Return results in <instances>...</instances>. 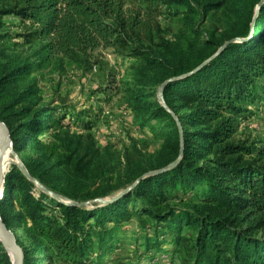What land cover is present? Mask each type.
Instances as JSON below:
<instances>
[{
    "label": "trees",
    "instance_id": "1",
    "mask_svg": "<svg viewBox=\"0 0 264 264\" xmlns=\"http://www.w3.org/2000/svg\"><path fill=\"white\" fill-rule=\"evenodd\" d=\"M145 1L151 7L158 3ZM260 1L251 0L243 8L245 15L230 38L246 39L228 43L189 75L166 81L193 70L221 46L202 55L192 68L160 78V86L166 81L161 93L168 109L158 92L139 97L144 118L149 124L152 119L157 121L151 124L155 137L171 141L172 153L164 166L179 156L182 143L175 166L144 177L117 199L94 209L58 201L59 215L49 208L45 193L33 195V182L19 168L12 166L5 173L0 217L7 228L21 231V237L16 236L23 264H87L93 253L102 252L121 223L132 217L163 223L162 234H168L175 245L182 240L183 228L193 229L191 264H264V237L251 235L249 227L234 225L244 213L258 215V227H264V146L235 138L240 122L253 114L264 76V3L247 38ZM6 15L17 18V36L22 41L39 46L35 58L22 57L14 48H1L10 69L0 78V98L8 83L49 66L58 55L81 56L97 63L96 54L112 48L143 56V49L134 47L133 40L140 41L141 31L150 27L141 10L131 11L124 0H0V28ZM3 37L0 34V40ZM30 113V107H22L14 116L0 109L14 150L27 144L26 130L39 131L53 122L49 108L28 117ZM17 115L25 119L14 125ZM24 165L37 180L35 170ZM143 174L139 172L136 179ZM154 233L157 240L160 231L156 228ZM145 245L158 246L159 241L150 244L146 237ZM0 264H11L1 242Z\"/></svg>",
    "mask_w": 264,
    "mask_h": 264
},
{
    "label": "rangeland",
    "instance_id": "2",
    "mask_svg": "<svg viewBox=\"0 0 264 264\" xmlns=\"http://www.w3.org/2000/svg\"><path fill=\"white\" fill-rule=\"evenodd\" d=\"M157 1L151 7L145 0H124L126 7L131 11L140 9L142 18L150 23L148 29L141 31V40H133L134 47L143 49V56H130L112 48L99 51L95 56L97 63L81 56L58 55L49 66L23 80L8 83L5 95L0 98V109L6 113L30 107V117L49 108L53 117L51 126L39 131L26 130L27 144L15 151L23 164L35 170L38 182L65 201H91L85 207H100L97 199L116 196L135 181L139 172L164 166L172 153L171 141L155 137L151 124L157 121L152 119L149 124L138 102L143 95L158 92L160 78L192 68L202 55L232 38L245 15L243 8L251 0ZM257 5L255 15L260 11ZM2 21L0 78L10 69L2 47L14 48L22 57L35 58L39 46L27 44L17 36L19 23L15 16L6 15ZM259 85L254 106L250 108L253 114L240 122L235 138L262 147L264 76ZM17 99L19 102L13 105ZM24 117L15 116L13 124L22 122ZM12 158L14 162L5 173L12 166L19 168L15 156ZM31 192L35 196L45 193L49 208L59 215L55 196L34 182ZM258 217L239 214L234 225L249 227L251 235L264 237V227L257 224ZM164 227L148 217L125 220L104 244L102 252L93 253L87 264H191L194 230L183 228L182 240L175 245L168 234H162ZM156 228L160 231L157 240ZM16 234L21 237L20 230ZM146 237L150 238V244L159 241V245L147 248ZM20 242L28 243L23 239Z\"/></svg>",
    "mask_w": 264,
    "mask_h": 264
},
{
    "label": "water",
    "instance_id": "3",
    "mask_svg": "<svg viewBox=\"0 0 264 264\" xmlns=\"http://www.w3.org/2000/svg\"><path fill=\"white\" fill-rule=\"evenodd\" d=\"M261 2H262V0L258 3V5H257L258 8L261 5ZM256 17H257V14L253 16L252 23H251V30H250V33H249V35H248L247 38H249L251 36L252 28H253L254 22L256 20ZM244 39H246V38L237 37V38H233V39H230V40L226 41L211 57H209L208 59H206L205 61H203L201 64H199L193 70H191V71H189L187 73H184V74H182V75H180L178 77H173V78L167 79L166 81H170V80H173V79H177V78H180V77H184L186 75H189L193 71H196L197 69H199L200 67H202L204 64H206L214 56L218 55L221 52V50L228 43H231V42H233L235 40L241 41V40H244ZM166 81H164L161 84V86L159 87L158 97L162 101L163 106L167 108V106L165 105V103H164V101L162 99V93H161L162 87H163V85L165 84ZM7 146H10L11 151H13L14 156L17 159V161L15 163L18 165V167L21 170V172L23 173V175L26 176L29 180L33 181L35 184H37L44 191H46V192L52 194L53 196H55V198L58 201H60V202H62L64 204L73 205V206H86V205H88L91 202V201H86V202L81 201V202H78V201H69V200L68 201H65L62 198L58 197V195L53 194L46 187H44L41 183H39L38 180H36L35 178H33L28 173V171H27L26 167L24 166V164L22 163V161H20V159H19L16 151L13 148V144H12V141H11V138H10V135H9V129L6 126V124L4 122H2L1 120H0V199L2 198L1 196L3 195V183H4V176H5V171H4L2 162H1V152ZM182 149H183V147H182V143H181L179 156L173 162L169 163L168 165H166V166H164V167H162L160 169H156V170H152V171H149L147 173H144L143 175L139 176L130 186H128L126 189L122 190L116 196H114V197H112L110 199L99 198V199H97V201L100 203V205H105L107 203H110L111 201L117 199L118 197H120L121 195H123L125 192H127L128 190H130L132 187H134L144 177L149 176V175H153V174H157L159 172L165 171V170H167V169L175 166L178 163L179 158L181 157ZM0 242L4 245L5 248H6V245H9L11 247L12 251H13V258L11 259V264H23V250H22V247L19 245V243L17 241L16 233H15L14 230H11V229H9V228H7L5 226V224L1 220V217H0Z\"/></svg>",
    "mask_w": 264,
    "mask_h": 264
},
{
    "label": "bare ground",
    "instance_id": "4",
    "mask_svg": "<svg viewBox=\"0 0 264 264\" xmlns=\"http://www.w3.org/2000/svg\"><path fill=\"white\" fill-rule=\"evenodd\" d=\"M13 154L14 153H13V151H11L10 146H7L2 150L1 162L3 165L4 171H6L8 169V166L14 162L13 158H12V157H14ZM6 248H7L8 252L10 253L11 258H13V251H12L11 247L9 245H6Z\"/></svg>",
    "mask_w": 264,
    "mask_h": 264
}]
</instances>
